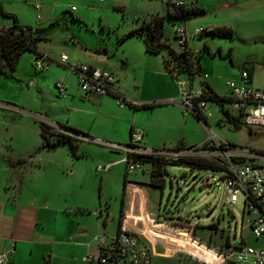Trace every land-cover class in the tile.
I'll use <instances>...</instances> for the list:
<instances>
[{
	"label": "rangeland",
	"instance_id": "obj_1",
	"mask_svg": "<svg viewBox=\"0 0 264 264\" xmlns=\"http://www.w3.org/2000/svg\"><path fill=\"white\" fill-rule=\"evenodd\" d=\"M183 1L188 5L197 3L207 10L206 14L188 20L185 27L191 46L198 50L207 45L200 61L202 74H208L206 81L212 88L219 95H229L228 80L242 84V71L248 69H254L253 81L248 83L264 88V41L245 42L241 37H246L236 32L230 37L213 33L194 35V28L204 25V20H224V14L217 12L218 0ZM3 2L8 14L0 11V26L13 24L16 16L19 24L40 28L43 38L38 41V49L51 57L50 69L39 73L35 69V51L26 50L10 74L0 73V193L18 198L12 220L27 227V247L40 264H69L68 259L72 264H82V255L87 249H94L98 236L115 233L123 206L131 214L129 221L140 228L148 218L189 225L183 234H155L171 246L175 264H217L218 254L227 242L235 245L244 241L264 248V239L256 238L251 230L252 216L245 209L244 196L240 194L235 204L230 202L222 169L168 163L163 171V186L150 184L149 163H143L148 173L138 169L127 174L125 151L108 143L125 145L131 141L126 129L111 130L115 124L125 126L128 114L119 113L116 99L109 97L106 110L119 116L114 121L109 117L95 120L92 114L78 119L80 113L75 109L89 106L78 100L80 96L73 103L70 101L71 91L81 89L77 75L68 77L69 99H64L56 85L57 79L69 72L58 61L61 54L74 59V54H82L84 47H88L115 69L110 70L121 74L118 81L126 99L155 102L136 111L138 120L147 122L149 133L159 140L160 147L154 148H171L179 138L187 142L185 146H198L202 138L217 136L231 145L264 151V127L235 126L215 101H208L212 114L207 121L185 112L181 104L164 102L172 98L169 96L173 88L179 93L177 80L168 74L163 62L168 46H163L159 53H150L141 35H124L153 14H160L165 17L164 40L172 48L180 49L174 33L177 24L169 15L168 0ZM260 25L255 23V27ZM105 48H109L107 53ZM202 79L203 75L196 77L195 84L200 85ZM127 103L121 107H137ZM228 107L226 102L225 108ZM67 116L89 135L78 136L81 140L76 155L68 140L60 141L54 149L42 146L41 123L66 122ZM140 128L145 132V127ZM2 220L0 214V232ZM88 242H92L90 247Z\"/></svg>",
	"mask_w": 264,
	"mask_h": 264
},
{
	"label": "built area",
	"instance_id": "obj_2",
	"mask_svg": "<svg viewBox=\"0 0 264 264\" xmlns=\"http://www.w3.org/2000/svg\"><path fill=\"white\" fill-rule=\"evenodd\" d=\"M106 1V0H100ZM188 5L183 0H170L168 4L169 11L173 12L178 7ZM39 8V4H36ZM208 27H197L194 29V35H198ZM177 40L182 49L190 48L197 52L188 44V34L185 23L175 27ZM48 56L37 58L35 69L37 72L44 70L43 59ZM59 63L74 72L78 77V83L81 90L86 94L107 95L115 94L120 106L131 102L125 97L117 94V77L107 70L101 69L90 64L69 61L67 54H62L58 59ZM208 77L207 73L203 78ZM249 72L242 71V78L247 80ZM179 87L177 97L171 98V102H179L185 107V112H191L199 115L201 119L207 121V117L212 113L208 109V101L205 99L206 89L201 85L190 83L188 77L178 75L175 77ZM61 95H66V87L63 81L56 83ZM227 85L231 90L233 102L232 108L237 112H243L246 125H261L264 127V88H253L246 84H240L236 80H228ZM47 124L59 131L67 132L75 136H84L76 132L61 127L59 124L47 122ZM86 137V136H84ZM144 140L143 130L134 127L131 131V141L125 145L117 143H108L112 148H123L125 151L126 172L134 174L138 169L143 168L140 160L142 155H160L166 158H179L188 155L205 156L218 160L224 167L223 181L229 194L230 202L235 204L240 194L244 196L245 209L251 214V230L256 238L264 239V151L242 145H231L222 141L219 137L210 138V140L198 146H183L181 148H147L142 145ZM131 215H123L120 219L119 230L110 244H106L102 238H99L101 245L99 260L108 264L119 258H124L128 264H153L152 255L148 247L141 242L138 233L128 230L127 219ZM156 222H151L154 226ZM187 229L189 225L185 224ZM186 229V230H187ZM10 250L0 249V264L8 262ZM217 264H264V248H257L247 245L244 241L240 244H228L222 253L218 254Z\"/></svg>",
	"mask_w": 264,
	"mask_h": 264
},
{
	"label": "crops",
	"instance_id": "obj_3",
	"mask_svg": "<svg viewBox=\"0 0 264 264\" xmlns=\"http://www.w3.org/2000/svg\"><path fill=\"white\" fill-rule=\"evenodd\" d=\"M169 1L170 0H168V2ZM218 1H219V3H218V7H217V12L220 14H224V16H223L224 20L206 19L203 21V23H204V25H202L203 27L213 28V27H217V26H226V27H230L233 30V33L236 32V33H240V35H244L246 38L241 37L242 41H245V42L256 41V40L264 41V0H218ZM0 5L5 10L3 0H0ZM196 5L203 7L197 3H196ZM203 8L205 9L204 14H206L207 10L205 7H203ZM193 17L194 16L187 19V21L192 19ZM187 21L185 23H187ZM256 22L261 23L260 27L259 26L255 27ZM1 27H5V26H0V28ZM195 28H197V27H195ZM260 28H262V29H260ZM174 33H175V31H174ZM188 44L190 47L197 49V47L190 45V40H188ZM119 49L120 48L118 46V48L116 50L118 51ZM82 51H83L82 54H78V55L74 54V56H73L74 59L73 58L71 59V57L68 54L67 55L70 57V59L72 61L83 62L82 59H84L85 63H88L92 66H95V67H98L101 69H107V70L113 72L117 77V86H116L117 90H118L117 94L126 97V94L121 91V87L119 85L121 74L119 76L117 74V72L112 71L115 69L112 68L108 62L97 57L91 48L84 47V49ZM108 51H109V48H105V53H107ZM62 54H66V53L63 52ZM43 55L45 57L48 56L47 58L43 59L44 64H45V61L47 60L48 63L45 65V66H47L51 63V57L49 54H47L45 52H43ZM128 64L129 63H127V65ZM49 67L50 66L45 67L44 70H47V69L49 70L50 69ZM114 67H116V66H114ZM109 68L112 70H110ZM43 71H41V72H43ZM73 73L74 72H71L69 70L66 77H64L63 79H57V82L62 80L64 86L66 87V95H63V96H65L64 99H69V91H71V90H68V87H67L69 84L68 77H70L71 74H73ZM121 73L123 74V72H121ZM253 74H254V69H253L252 73L249 74L248 79L247 80L244 79V82L242 84L249 85L253 88H259V87H254L250 83H248L249 81L250 82L253 81ZM170 76L173 79H175V77H173L172 75H170ZM177 86H178V84H177ZM77 88L79 90L76 89L75 91H71V94L73 96L70 99L71 103L74 102L76 96H80V99H78V100H81L82 102L87 103L89 106L88 108H85V109H78V108L75 109V112L80 113L79 116L77 117L78 119L82 118L83 116H86L87 114H92L95 120L97 117H109V118H111L112 121H114V118L119 117L117 114H109V110H106L110 104V101H111L110 98H115L117 101V96L115 94H107V95L86 94L79 87H77ZM177 93H178V91H176V89L173 88L171 91V94H170L171 96H169V97L173 98V97H175L173 95L177 96ZM128 99L130 101L140 103V104H154L155 103V102L143 103L144 101L139 102L138 100L137 101L131 100V98H128ZM170 100L171 99L164 100V102L172 103V104L174 103V104H178V105L180 104L177 101L171 102ZM63 101L65 102V100H63ZM117 104H118V102H117ZM129 104L135 105V104H132L130 102H129ZM136 106L137 107H134L135 109H133L132 106L129 107V109H126L125 107H121L119 105V107H117L118 108L117 111L121 114H122V112H125L126 114H128L126 116L127 123L125 126H122V124H120L119 126H118V124H115L111 130L113 131L114 129H117V130L126 129L127 132L129 131L130 137H131V131L134 127H138V128L145 127L146 128L145 132L148 131L147 122L145 124H143L141 121L138 120V117L136 114V111L139 108H142V106L139 104H136ZM74 107L75 106H73V108ZM72 109L69 108V111H71ZM131 109H133L134 111H132ZM49 122H51V121H49ZM55 124H59L61 127H64L66 129H68V127H69V128H73V129H77L79 131H82L81 130L82 126L80 124H78V122H74V120H71L70 116H67L66 122H64V120H62V121L57 120V123H55ZM88 129H90V128H88ZM88 131H91V129ZM145 132L143 131L144 140L141 142V144L144 146H149L150 148L160 147V146H158L159 140H157V138L153 134H150L149 131H148V133L147 132L145 133ZM84 133H86V135H88L87 132H84ZM86 137H89V135ZM208 140H210V138L209 139L202 138V140H200V141L202 143H204ZM176 141H177L176 144H171V145L175 146L177 144H182V143H184L182 145H187L186 144L187 142L183 138H181V139L179 138V141H178V139ZM141 169L143 172L148 173V169H145V167H143ZM0 177H2V176H0ZM0 185H1V178H0ZM0 190H1V187H0ZM18 201H19L18 198H16L15 196L10 197V195H9L8 197H6V195L3 196L0 193V214L3 215V220L1 223V230L3 232H0V249L10 250L9 260L5 264H40L39 259L37 257H34L35 256L34 252L32 250H30L29 247H27L29 244V241L26 238V234H25L27 227L22 225L23 222H21V221L16 222V221L12 220V216H15L14 212L16 211V208H17V205L14 202L17 203ZM30 203L31 202H29V204ZM124 203H125V201H124ZM24 207H28V206L25 205ZM1 212H3V213H1ZM125 214L131 215L129 212L124 210V206H123L121 215L119 217V221H120L121 217H123V215H125ZM151 222H156L154 224L155 226H152ZM168 224L174 225V226L171 227V226H168ZM185 224L186 223H183V222L176 223L173 221H163V220H159V219H155V218H148L146 220V222L144 223L145 226L143 228H140L137 224H134V223L130 222L129 219H127L128 230H130L132 232H136L139 234V236L141 237V242L148 247V249L152 255L153 264H175V262L171 259V257H172L171 246L169 244H167L165 241H163L161 239H157L155 237V234L159 233L163 236H167L171 233L183 234V233L187 232V230H186L187 227ZM158 226H160V227H158ZM161 226L170 230V231H173V232H167V231L163 230L161 228ZM176 227H177V229H176ZM118 230H119V225H118L114 234L105 235V236H98V238L96 239V242L93 243L94 249L89 248L86 250V254L82 255V261H83L82 264H100L99 256H100L101 245L97 240L99 238H102L106 244H110L113 241L114 237L116 236ZM86 245L88 247H90L92 245V242H88V243H86ZM68 260H69V264H72L71 260L70 259H68ZM48 261H49V257L46 258V262H48ZM103 264H105V263H103ZM108 264H128V262L124 258H119L116 261L108 263Z\"/></svg>",
	"mask_w": 264,
	"mask_h": 264
},
{
	"label": "trees",
	"instance_id": "obj_4",
	"mask_svg": "<svg viewBox=\"0 0 264 264\" xmlns=\"http://www.w3.org/2000/svg\"><path fill=\"white\" fill-rule=\"evenodd\" d=\"M0 11L4 15L8 14L1 5ZM204 12L205 9L203 7L193 4L178 7L173 12L169 11V15L175 19L173 24L179 25L185 23L187 19L192 16L202 14ZM13 18V24L0 28V73L5 75L10 74V71L16 68L20 56L24 51L33 49L35 51L36 60L37 58L43 56V52L38 49V41L43 38L40 28L34 29L31 26L21 25L18 23L16 16H13ZM164 22V16L160 14H153L149 19H146L141 26L134 28L129 33L125 34L124 38L136 34L141 35L145 40L146 50L150 53H159L162 51L163 46H168V51L163 56L164 66L168 73L173 77L185 74L190 80V83L195 84V78L203 75L200 59L202 56L201 53L207 49V45H204L202 49H198L197 52L192 51L190 48H172L163 38ZM205 33H213L219 36L230 37L233 35V30L230 27L217 26L205 29L203 32L198 34V36ZM175 37L177 38L176 34ZM248 71L249 74L252 73L251 69H248ZM200 85L206 89L207 94L205 99L207 101L217 102L228 121L233 122V124L237 127L245 124L243 119L244 113L242 111H235L231 106L233 102L231 94L223 96L219 95L205 79L200 80ZM226 102L230 104V107L225 108ZM152 105L153 104H141L142 107H150ZM194 115L198 119H201L199 115ZM68 129L76 132L77 134L87 136L86 133L77 129L69 127ZM40 134L42 137L43 147L47 149H54L60 141L68 140L72 145L74 154H78L77 149L80 145L79 141L81 140L78 136L59 131L45 122L41 123ZM183 146L185 145L177 144L174 147L181 148ZM140 160L142 163H149L151 165L150 184L153 186H163V171L168 163H182L193 168L211 167L214 169H225V167L218 160L199 155H188L179 158H166L160 155H142L140 156Z\"/></svg>",
	"mask_w": 264,
	"mask_h": 264
},
{
	"label": "bare ground",
	"instance_id": "obj_5",
	"mask_svg": "<svg viewBox=\"0 0 264 264\" xmlns=\"http://www.w3.org/2000/svg\"><path fill=\"white\" fill-rule=\"evenodd\" d=\"M168 226H171V227H172V226H174V225H169V224H168ZM161 228H162L163 230L167 231V232H173V231H170V230H168V229H166V228H164V227H162V226H161ZM176 229H177V227H176Z\"/></svg>",
	"mask_w": 264,
	"mask_h": 264
},
{
	"label": "water",
	"instance_id": "obj_6",
	"mask_svg": "<svg viewBox=\"0 0 264 264\" xmlns=\"http://www.w3.org/2000/svg\"><path fill=\"white\" fill-rule=\"evenodd\" d=\"M48 264V263H47Z\"/></svg>",
	"mask_w": 264,
	"mask_h": 264
}]
</instances>
